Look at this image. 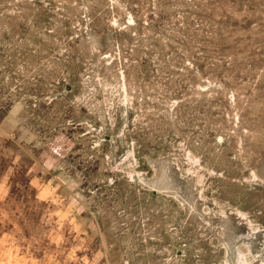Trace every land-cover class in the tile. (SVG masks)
Instances as JSON below:
<instances>
[{
    "label": "rangeland",
    "instance_id": "1",
    "mask_svg": "<svg viewBox=\"0 0 264 264\" xmlns=\"http://www.w3.org/2000/svg\"><path fill=\"white\" fill-rule=\"evenodd\" d=\"M0 264H264V0H0Z\"/></svg>",
    "mask_w": 264,
    "mask_h": 264
}]
</instances>
